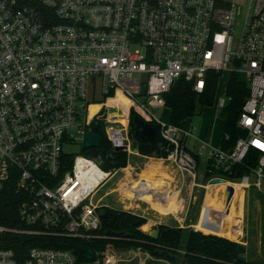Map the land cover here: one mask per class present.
<instances>
[{
	"label": "built area",
	"instance_id": "2783aa9c",
	"mask_svg": "<svg viewBox=\"0 0 264 264\" xmlns=\"http://www.w3.org/2000/svg\"><path fill=\"white\" fill-rule=\"evenodd\" d=\"M224 72L249 88L236 123L244 137L230 151L209 147L202 188L264 191V0H0V191L14 180L22 194L19 219L29 227L8 232L115 239L98 234L103 208L93 202L115 170L65 148L103 122L113 151L131 154L128 126L118 120L132 113L158 127L162 159L194 188L190 133L153 112L165 107L163 97L179 79L202 95L207 74ZM97 94L103 103H94ZM228 101L221 98L218 108ZM91 107L99 109L93 118ZM250 151L258 153L256 166L236 181L227 178ZM205 211L199 221H221L212 211L202 217ZM142 253L106 247L81 262L66 250L32 248L23 264H132ZM0 264L18 263L0 249Z\"/></svg>",
	"mask_w": 264,
	"mask_h": 264
},
{
	"label": "trees",
	"instance_id": "16d2710c",
	"mask_svg": "<svg viewBox=\"0 0 264 264\" xmlns=\"http://www.w3.org/2000/svg\"><path fill=\"white\" fill-rule=\"evenodd\" d=\"M220 75L215 73H208L206 76V88L202 95H197L191 90L190 84L183 79H179L171 91L164 95L165 107L170 112V124L180 127L188 119L193 118L197 112V104L200 108L213 105L214 91L219 82ZM225 95L230 99L224 109L220 112L223 120V139L220 149L223 151H230L233 149L236 141L244 137L237 127V119L241 111L243 101L249 95V88L246 83L230 77L226 88ZM135 116L131 114V118ZM132 123H130V127ZM153 128L158 130L154 124H150ZM90 129L93 133L100 136L101 147L104 151H111L113 163L103 162L100 167L108 172L109 170L125 168L127 166V154L115 152L108 142L105 130L102 128L100 122L91 124ZM138 153L142 156L153 157L151 151L144 145H139ZM85 154V153H84ZM165 153L161 149L160 153L155 158H165ZM197 165L198 159L194 156ZM258 153L250 151L247 158L241 165L234 167V172L226 176L232 181L240 179L242 176L256 166ZM235 188V187H234ZM216 196H222L225 193V186H217L213 190ZM217 200L219 203L223 200ZM22 199L21 192L17 189L14 180L8 181L0 191V228L7 230V232H0V249L11 250L14 253L18 264H23L27 252L32 248H48L66 250L74 254L81 262H88L93 260L95 250H104L106 247H111L117 251L129 250H143L149 252L153 257L165 258L169 261H175L174 254L170 258V253H177L183 251L182 264H241L236 253V243L227 239L228 234L235 237L231 229L228 232H223L220 237L205 235L198 231L191 229L170 228L164 225L157 227L159 235L156 239L138 231V228L145 223V219L136 217L132 214L117 211L113 209H99L102 210V215L106 218L101 220V228L98 232L104 235L108 231L115 233H125L123 238L102 239L92 243H86L79 239L51 237V236H29L22 234H15L8 231L13 230H27L29 229L19 219L18 209ZM233 199V195H232ZM231 201L233 202V200ZM229 204V211L230 205ZM226 203V200L222 202ZM226 207V206H225ZM227 217V216H226ZM226 217L221 218L220 221L226 228ZM136 224V226H134ZM157 249H162L166 255L159 256ZM170 252V253H169ZM246 264V263H243Z\"/></svg>",
	"mask_w": 264,
	"mask_h": 264
},
{
	"label": "rangeland",
	"instance_id": "374dc122",
	"mask_svg": "<svg viewBox=\"0 0 264 264\" xmlns=\"http://www.w3.org/2000/svg\"><path fill=\"white\" fill-rule=\"evenodd\" d=\"M229 78H230L229 72L222 73L220 75L219 82L214 91L213 105L200 108L197 104L196 115L190 120L188 119L185 123H183L188 128H191L192 127L191 125H193L194 134H197V137L200 138L202 137L203 133L206 130L209 131L210 133L209 142H211L212 145L217 147L220 146L221 144L223 138V127H224V120L220 114L222 110L218 108V101L221 98L226 99L225 88ZM103 101L104 99L97 94L94 103H103ZM98 112H99L98 107L90 108V113H91L90 116L92 118ZM112 112L114 113V116H116L117 118L121 116L120 110L112 111ZM153 114L160 122L165 124L170 123V112L166 107L156 112H153ZM100 124L103 129L106 126L107 127L110 126L109 124H105L103 122H100ZM188 146L191 148L192 146L191 141L188 142ZM65 151L73 155L82 154L83 153L82 139H80L73 147H66ZM205 159L206 156L202 157L201 163L198 166V169L196 170V174L198 175V179L196 180V182H201V183L204 182L201 179V177L203 176V168L205 167V163H206ZM147 162L149 163V160H139L136 162L137 165L132 167L133 169L129 168V171L133 173L140 172L144 170L147 165H149ZM168 164H167L168 170L165 169V171L169 173L171 177L174 178L175 181L177 180L175 184L176 189L174 188L172 192L179 191V196L177 192L172 196V203L176 202V204H178V206H176V210L173 209V211H175L173 213L174 215H172L171 212H168L169 209L166 212L161 213L160 211L156 210L154 206L152 205L149 206L150 204L148 205V203L140 199L138 200V204L142 205V208L147 210L143 212L144 214L141 212H136L138 217H142L144 215L143 217L146 218L145 223L138 228V231L146 235H148L149 233L156 234L157 235L156 238H157L159 235V230L157 229L159 225L158 223L161 221H165L170 228L180 226L181 229L183 230L191 229L204 234L203 231H206L204 229L205 227H203L204 222L202 221L203 223L201 222L200 225L198 224L199 221H197L199 217V211L200 208L202 207V202H203V198L201 196L200 190L199 189L193 190L191 188L192 179L187 175H182L181 173L176 172V170L174 171V169H171ZM100 169L103 170L101 167ZM123 172H121L120 174H122ZM126 173L128 172L126 171ZM119 179H120L119 174L113 176L111 179H109V181L104 183L96 191V193L93 196V202L97 205V207L103 209H108L107 207H111V208L114 207L116 209L118 208L120 209V206L117 205L118 202H117V194H115L116 192L111 193V189L117 188L116 183L118 182ZM251 183H252V179H251ZM117 184H119V182ZM237 190H238V186L236 185L233 192V199H232L233 202L231 201V205H230V211H229L230 213L226 217L225 229L227 230H223L222 226L221 228L219 226L220 228L219 230L222 231V233L223 232L225 233L228 232V229H231L235 237H232L228 234L227 235L228 237L224 239L246 246V251H245L246 264H264V191L258 192L254 188L244 190L245 192L244 205H242L243 194L238 193ZM211 197H213V193L211 194ZM214 204L215 202H210L208 206L205 205L204 207L214 211L216 210ZM101 212L102 210H100V213ZM206 215L208 214H206L205 212L202 214V217H205ZM163 216H168L169 218H165ZM216 225L218 224L216 223ZM146 226L147 228H144ZM213 234L211 233L205 235L220 237L218 233H213ZM139 250L140 249H137V251ZM159 251H164V250L159 249ZM146 254L149 258L148 259L149 262L148 263L145 262V264H167V263L182 264L183 251H178L177 253H170L171 255L174 254V258L176 259L173 262L165 258L157 259L159 261H155L154 259L156 258L153 259V256L149 252H147ZM138 262H140V257L133 260L132 264H137Z\"/></svg>",
	"mask_w": 264,
	"mask_h": 264
},
{
	"label": "crops",
	"instance_id": "0c3cea01",
	"mask_svg": "<svg viewBox=\"0 0 264 264\" xmlns=\"http://www.w3.org/2000/svg\"><path fill=\"white\" fill-rule=\"evenodd\" d=\"M120 120H123L125 123L123 124V123H121V121ZM131 120V117H129V119L128 118H125V117H123V118H119V122H120V124L121 125H123V126H128V128L130 127V125H129V121ZM190 120V119H189ZM191 124H193V123H191ZM192 127L191 128H188L187 126H185L184 124L183 125H181L180 126V128L183 130V131H186V132H188V133H190V136L185 140V147H186V149L192 154V155H194V156H196L197 157V159H198V166L200 165V163H201V160H202V157H204V156H206V163H207V160H208V151H209V147H211V148H213V149H220V147H221V144H220V146H214V145H212V143L211 142H209V139H210V133H209V131H205L204 133H203V135H202V137L200 138V137H197V134H194V127H193V125H191ZM200 138V139H199ZM223 139V138H222ZM189 141H191V148L188 146V142ZM207 141V142H206ZM222 142V141H221ZM203 143H205V144H207L208 146H206L204 149H202V146H203ZM162 147V146H161ZM160 151H161V148H160ZM127 166L125 167V168H127V169H125V168H120V169H114L115 170V172L113 173V175L111 176V178L113 177V176H115V175H118L119 174V176H120V179L118 180V182H119V184H117L116 183V185H117V188H115V189H111V193H115V194H117V202H118V204L117 205H119L120 206V209L118 208V209H116V208H111V207H107L108 209H113V210H117V211H122V212H126V213H129V214H132V215H134V216H136V217H138V215L136 214V212H141V213H143L144 211H146L147 209H143L142 208V205H140V204H138V200H140V199H138V197L137 196H135L133 199H131V200H128V199H125V197L122 195V193H121V191H120V189H121V187L122 186H126V187H130L131 186V183H136V182H138V181H140V180H144L145 181V183H147L149 186H154V187H156V186H158V185H161V187H163V183L159 180L158 181V179H162V180H166L165 182V185L167 186V187H169L170 188V194H172L173 192V189L175 188L176 189V186H175V184H176V181L174 180V178H172L171 177V175L169 174V173H167L166 171H165V169L166 170H168V166H167V164L168 163H166L162 158H155V157H146V156H142V155H140L139 153L138 154H135V153H131V154H127ZM139 160H149V165H147L146 166V168L144 169V170H142V171H140V172H137V173H133V172H130L129 171V168H132V167H134V166H136L137 164H136V162L137 161H139ZM205 163V164H206ZM169 166H170V168L171 169H174V171L176 170V172H179V170L174 166V165H171V164H168ZM133 169V168H132ZM131 169V170H132ZM203 170H204V168H203ZM113 171V170H112ZM125 173H124V172ZM126 171L128 172V173H126ZM121 172H123L122 174H120ZM180 173V172H179ZM204 173V172H203ZM110 178V179H111ZM197 179H198V175H197ZM196 179V180H197ZM201 179L204 181V179H203V176L201 177ZM184 180V179H183ZM158 181V182H157ZM169 182V183H168ZM195 187L193 188V182L191 181V188L194 190V189H199L200 190V193H201V196H202V198H203V202H202V207L200 208V211H199V217H200V215H201V213H202V211H203V209H204V204H205V198H206V195H207V193H208V189H203L202 187H204V182H196L195 181ZM115 185V186H116ZM114 186V187H115ZM217 186H220V185H217ZM223 186V185H222ZM113 187V188H114ZM174 187V188H173ZM150 188L149 187H147V194L148 195H150ZM178 193V196H179V191H174V194L175 193ZM165 193V192H164ZM164 193L162 194H159V195H161V197L163 198V197H165V195H164ZM212 193H214V192H212ZM173 194V195H174ZM244 194H245V192L243 193V204L242 205H244ZM119 195H120V197H119ZM225 195V194H224ZM224 195H223V198H222V196L221 195H219V198H218V196H216L215 194H213V197H216V202H215V208H216V210H214V211H218V209H224V204L222 203V202H224L225 200H226V195H225V200L223 201H221L220 203L217 201V200H221V198L222 199H224ZM158 198H160V196H157ZM123 198V199H122ZM143 201H145V200H143ZM146 203H148L147 201H145ZM150 203H148V205H149ZM151 205V204H150ZM149 205V206H150ZM176 206H178V204H176V202L175 203H172V201H171V210L172 211H169L168 209H166V210H168V212H171V214L172 215H174L173 213L175 212V211H173V209L174 210H176ZM137 207H138V209H137ZM151 208V207H150ZM157 210V209H156ZM166 210H164V211H160L161 213H163V212H166ZM159 211V210H158ZM144 214V213H143ZM102 215V214H101ZM144 216V215H143ZM139 217V218H142V219H146V218H144V217ZM169 216V215H168ZM168 216H163V217H165V218H169ZM162 217V218H163ZM199 217H198V220L197 221H199ZM221 221H224L223 219H220ZM202 221H199V223L198 224H200ZM204 222V221H203ZM202 222V223H203ZM159 225L158 226H160V225H164V226H166V227H169L168 226V224L165 222V221H161V222H159L158 223ZM201 225V224H200ZM173 228H180L181 229V227L180 226H177V227H173ZM204 232V234H211L210 232H206V231H203ZM150 234V233H149ZM149 234H148V236H149ZM214 235V234H213ZM245 246V245H244ZM245 248H246V246H245ZM132 251H137V250H132ZM143 251V250H142ZM158 252V251H157ZM147 252H145V251H143V253H142V255H141V257H140V262H138L137 264H145V262L146 263H148L149 262V258H148V256H147V254H146ZM154 258H156V257H153V259ZM152 259V260H153ZM157 259H161V258H156V259H154L155 261H159V260H157ZM167 263V262H166ZM167 264H170V263H167Z\"/></svg>",
	"mask_w": 264,
	"mask_h": 264
},
{
	"label": "water",
	"instance_id": "95a60500",
	"mask_svg": "<svg viewBox=\"0 0 264 264\" xmlns=\"http://www.w3.org/2000/svg\"><path fill=\"white\" fill-rule=\"evenodd\" d=\"M105 117H103L104 119ZM132 123V126L127 129L126 138L130 142L131 151L135 154H138L139 145L144 144L152 153V156L155 157L160 153V148L162 146V139L160 137L159 131L149 124L145 123L141 120L138 116H133L129 121V125ZM101 147V139L100 136L93 134L90 130L86 132L83 137L82 141V150L85 151V156L91 160H94L98 165L103 163L102 158L99 156V150ZM92 148L93 151L87 152L88 149ZM116 152L125 153L126 149L117 148L115 149ZM108 155V154H107ZM106 162L113 163L111 155L106 157ZM220 180H213L211 181L212 185L220 184ZM232 189L228 188L226 193V204H229L231 196H232ZM106 218V215H101L100 219ZM136 226V224H134ZM107 238H123L125 237V233H115L112 231H108L105 233ZM156 234L150 233L149 237L156 239ZM236 253L238 260L241 264L245 263V251L246 248L244 245L236 243ZM159 256L166 255L165 251L157 252ZM173 257L170 255V258ZM186 264V262L184 261Z\"/></svg>",
	"mask_w": 264,
	"mask_h": 264
},
{
	"label": "bare ground",
	"instance_id": "6f19581e",
	"mask_svg": "<svg viewBox=\"0 0 264 264\" xmlns=\"http://www.w3.org/2000/svg\"><path fill=\"white\" fill-rule=\"evenodd\" d=\"M120 121L123 124L125 123L123 120H120ZM159 180L163 183V187H161V185H158L156 187H154V186L152 187V186H149L147 183H145L144 180H140L136 183H131V186L129 188L126 187L125 185L122 186L120 191H121L122 195L125 197V199L131 200L135 196H137L138 199L147 201L152 206H154L155 209H157L159 211H164L166 209H169V211H170L171 210L170 207H171L172 196H173L174 192L172 194H170V188L165 185L166 180L158 179V181ZM237 186H238V190H237L238 193L243 194L241 186H239V185H237ZM147 187H149L151 189L150 195L147 194ZM215 187H217V186H209L208 187V193H207L206 198H205L204 206L205 205L208 206L210 204V202H216V197H211V194H212ZM161 193L162 194L164 193V195L166 194L165 197L162 198L161 195H159ZM157 196H160V198H158ZM204 209H206L205 212L208 215L210 214L209 211H212L214 213L216 212V213L220 214V219H221V218H225L227 216L228 210H229V205H228V207H225V204H224V209H218V211H213V210H211L209 208H205V207H204ZM216 223L218 225H216ZM219 226H220V228L222 226L223 227L222 229L224 230V225L220 221H217V222H214V221L206 222V221H204V224H203V227H205L204 229L207 232H210L212 234L218 233L219 235H223L222 231L219 230L220 229ZM144 228H147V226Z\"/></svg>",
	"mask_w": 264,
	"mask_h": 264
},
{
	"label": "flooded vegetation",
	"instance_id": "af4514ba",
	"mask_svg": "<svg viewBox=\"0 0 264 264\" xmlns=\"http://www.w3.org/2000/svg\"><path fill=\"white\" fill-rule=\"evenodd\" d=\"M91 151H93V149L92 148H90V149H88L87 150V152H91ZM111 151H104L102 148H100V150H99V156L102 158V160H103V162H106V157L108 156V155H111ZM108 154V155H107Z\"/></svg>",
	"mask_w": 264,
	"mask_h": 264
}]
</instances>
